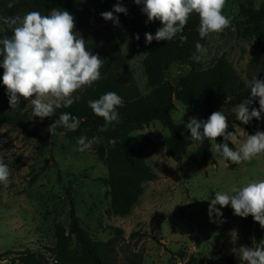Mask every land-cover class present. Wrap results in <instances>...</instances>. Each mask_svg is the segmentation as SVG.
<instances>
[{"label": "rangeland", "instance_id": "obj_1", "mask_svg": "<svg viewBox=\"0 0 264 264\" xmlns=\"http://www.w3.org/2000/svg\"><path fill=\"white\" fill-rule=\"evenodd\" d=\"M241 3L257 10L264 0H227L223 14L231 18V25L204 38L202 45L207 52L201 56L200 69H210L223 58L244 88L250 89L253 76L264 80V39L254 33L252 23L241 15ZM130 6L131 17L117 16L118 25L101 17L100 13L107 10L99 3L59 9L74 16L75 31L87 44L98 42L121 58L118 72L130 74L147 106H158L165 101L166 89L153 77L158 55L156 41L145 43V33L155 34L152 22L146 23L143 4L130 0ZM52 9L40 13L47 15ZM28 12L22 10L20 16ZM260 27L264 31V21ZM169 60L164 79L174 86L190 68L185 61L170 57ZM3 71H0V113L29 122L38 134L45 135L52 116L43 120L33 117L32 106L23 97L19 107L11 108L2 82ZM82 92L83 89L74 96ZM173 102L172 120L186 137L185 124L190 117L199 120L202 107L184 105L175 99ZM237 106L216 110L227 116L226 131L236 133L234 150L248 134L264 132L255 118L248 124L237 120ZM130 135L143 137L142 157L152 177L140 182L141 193L129 210L118 212L112 207L109 188L102 180L109 174L99 128L56 132L53 143L43 145L38 137L15 124L0 123V160L11 170L9 185L0 184V253H7L0 264H80L73 260L80 250L69 233L70 201L89 238L106 244L108 264H183L180 253H185V259L191 256L198 264H225L219 254L227 253L233 255L234 264H241L233 249L252 246L238 233L239 216L233 214L230 205L223 208L217 205L223 215L218 218L213 213L210 219L209 205L215 191H230L233 185L264 179V154L239 165L212 154L204 165L199 141L191 139L178 164L165 154L168 131L158 121L134 128ZM81 136L89 139L95 136L98 143L84 152L77 151ZM60 231L66 239L63 248L57 245Z\"/></svg>", "mask_w": 264, "mask_h": 264}, {"label": "clouds", "instance_id": "obj_2", "mask_svg": "<svg viewBox=\"0 0 264 264\" xmlns=\"http://www.w3.org/2000/svg\"><path fill=\"white\" fill-rule=\"evenodd\" d=\"M11 0L8 7H13ZM227 0H134L143 4L142 12L147 22L159 21L161 27L155 34L145 33V43L153 40L172 41L182 33L192 14L199 17L198 33L201 39L211 33H221L231 25V18L223 14ZM114 13L127 14L121 4L112 11L100 13L106 21L119 24ZM0 32L11 29L12 35L0 37V68H3L2 82L6 86L11 108L19 107L23 97L32 106L33 117L41 120L53 116L57 109L70 107L78 97L74 94L84 87H92L101 77L104 59L99 54H92L87 48V41L75 31L74 16L67 10L52 9L47 15L39 11H30L21 16H0ZM6 26V27H5ZM139 39V35H136ZM181 42L187 37L180 35ZM192 59L196 62L206 54L207 49L199 42L195 44ZM250 97L244 99L235 109L236 119L248 124L253 118L260 120L264 113V80L253 76L250 81ZM34 97V98H33ZM258 98L259 108L249 109ZM123 98L115 92H107L98 99L89 100L93 113L103 118L104 125L99 131H107L108 126L120 123L117 109L123 106ZM183 123V122H182ZM75 131L79 119L71 113L62 112L59 118L49 125L48 131L56 135L57 128ZM190 131V138L195 141H212L210 151L219 154L224 160L239 165L264 154V132L257 131L247 135L246 139L233 150L228 143H217L218 137L225 141L236 142L234 132H227L228 120L223 111H214L207 120L190 117L185 124ZM98 143L97 137L89 139L81 136L77 140V151L84 152ZM115 144V140L109 141ZM11 170L0 160V184L7 187L10 183ZM221 208L231 206L233 214L242 218L251 215L261 228H264V179L249 180L242 186L233 185L230 191H215L209 205V217L213 213L222 217ZM215 222V221H213ZM234 241V240H233ZM237 253L241 264H264V239L252 247L241 246Z\"/></svg>", "mask_w": 264, "mask_h": 264}, {"label": "trees", "instance_id": "obj_3", "mask_svg": "<svg viewBox=\"0 0 264 264\" xmlns=\"http://www.w3.org/2000/svg\"><path fill=\"white\" fill-rule=\"evenodd\" d=\"M10 2L11 0H0V16H20L22 10L40 12L48 8L68 9L86 3L102 4L107 11H112L115 5L121 4L127 9V14L114 13V16L122 18H130L133 12L130 0H15L13 7L9 8L8 4ZM239 8L241 15L252 23L254 33L264 39V31L260 27L261 22L264 21V3L257 10L248 8L242 3ZM0 22L2 24V21ZM198 26V15L192 14L182 33L178 34L171 43L165 44L167 41H156L158 55L154 65L153 77L155 82L166 89V98L161 105L147 106L133 83L130 74L124 70L118 72L117 69L120 67L122 59L116 58L105 50L103 45L101 46L98 42H94L88 43L87 48L92 54H99L104 59V65L100 70L102 78L95 82L92 87H84L83 92L70 107L57 109V112L52 116L49 125L59 118L60 113L67 112L79 119V127L77 129L100 128L104 125V120L93 113L88 101L98 99L101 95L110 91L117 93L123 98V106L117 109L120 123H113L108 126L107 131L102 132L109 174L107 179L102 180L109 188L112 207L118 212H127L129 210L141 193L140 182L152 177V173L142 157V148L145 145L143 137L130 135L134 128L147 125L152 121H158L168 131V135L164 139L166 156L180 164L187 147L192 141L190 131L186 129V137L182 136L172 120L171 113L175 109L173 99L180 101L184 105L202 107L203 113L199 120H207L219 107L239 105L251 95L250 89L244 88L235 71L223 58L217 60L207 70L200 69V61L196 62L192 59L196 51L195 44L197 42L202 44L204 40V38L201 39L199 36ZM159 27H161L159 21L152 22L154 33ZM4 35L11 36V29L1 33L0 37ZM180 35L186 36L187 40L181 42L179 39ZM166 50L170 51L167 52ZM169 57L172 60L185 61L190 68V72L181 76L174 86H171L164 79V69L170 62ZM2 59L0 57V60ZM2 70L3 68H0V71ZM253 107L259 108L258 98L255 99L253 104L249 105V108ZM258 122L264 128V113H261V119ZM0 123L15 124L27 133L38 137L43 145L53 143V136L48 130L42 136L37 133L35 127L29 122L14 120L6 113H0ZM64 131L73 132L62 127L56 130V132ZM111 140H115L116 143L114 145L110 144L109 141ZM216 142H226L234 150L233 143L225 141L223 137H218ZM211 144L212 141L207 139L202 142L199 141L201 162L204 165L212 159ZM216 155L223 159L219 154ZM69 203V233L74 236L80 250V255L73 258V260L80 264H108L106 244L89 238L78 222L72 201ZM239 220L238 233L245 243L254 246L264 239V228H261L251 215L245 218L239 217ZM65 240L63 232L60 231L57 245L63 248ZM6 255L7 253H0V261L5 259ZM180 256L184 262L183 264H198L191 256L185 259V253H180ZM219 257L225 264H234L232 254L220 253Z\"/></svg>", "mask_w": 264, "mask_h": 264}]
</instances>
